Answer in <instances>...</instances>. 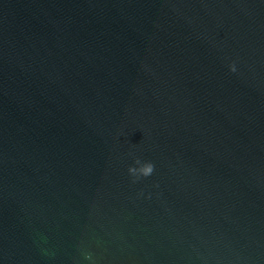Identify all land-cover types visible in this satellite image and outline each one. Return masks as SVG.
Listing matches in <instances>:
<instances>
[{"label":"water","instance_id":"1","mask_svg":"<svg viewBox=\"0 0 264 264\" xmlns=\"http://www.w3.org/2000/svg\"><path fill=\"white\" fill-rule=\"evenodd\" d=\"M0 264H264V0H0Z\"/></svg>","mask_w":264,"mask_h":264},{"label":"clouds","instance_id":"2","mask_svg":"<svg viewBox=\"0 0 264 264\" xmlns=\"http://www.w3.org/2000/svg\"><path fill=\"white\" fill-rule=\"evenodd\" d=\"M230 71H236L235 64L229 66ZM139 167L130 166L128 171L134 177V179H139L140 176L147 177L151 175L154 171V164L150 161L141 162L139 159L135 162ZM85 259H91V254L86 253Z\"/></svg>","mask_w":264,"mask_h":264}]
</instances>
